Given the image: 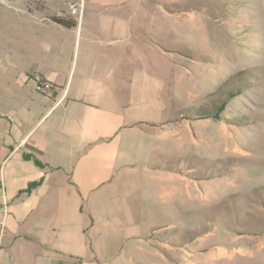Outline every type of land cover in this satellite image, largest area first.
Wrapping results in <instances>:
<instances>
[{
  "label": "crops",
  "instance_id": "crops-1",
  "mask_svg": "<svg viewBox=\"0 0 264 264\" xmlns=\"http://www.w3.org/2000/svg\"><path fill=\"white\" fill-rule=\"evenodd\" d=\"M69 1L0 0V264L166 260L143 228L155 194L182 199V162L161 156L182 141V11L164 6L182 0Z\"/></svg>",
  "mask_w": 264,
  "mask_h": 264
},
{
  "label": "rangeland",
  "instance_id": "rangeland-1",
  "mask_svg": "<svg viewBox=\"0 0 264 264\" xmlns=\"http://www.w3.org/2000/svg\"><path fill=\"white\" fill-rule=\"evenodd\" d=\"M164 6L182 11V64L171 67L182 75V141L171 137L161 155L182 162V181L169 183L182 199L155 194L147 205L143 229L166 260L139 263L264 264V0Z\"/></svg>",
  "mask_w": 264,
  "mask_h": 264
},
{
  "label": "built area",
  "instance_id": "built-area-1",
  "mask_svg": "<svg viewBox=\"0 0 264 264\" xmlns=\"http://www.w3.org/2000/svg\"><path fill=\"white\" fill-rule=\"evenodd\" d=\"M81 5H82V0L68 2V8L72 13H76ZM33 81H34V87L37 91H44L50 88L49 82L41 75H35L33 77ZM7 214H8V201L6 198L4 187L0 182V236L3 234L6 227Z\"/></svg>",
  "mask_w": 264,
  "mask_h": 264
},
{
  "label": "trees",
  "instance_id": "trees-1",
  "mask_svg": "<svg viewBox=\"0 0 264 264\" xmlns=\"http://www.w3.org/2000/svg\"><path fill=\"white\" fill-rule=\"evenodd\" d=\"M53 20L56 21V22H58V23L61 24V25H64V26H71V25L74 24L73 21L65 20V19H61V18H55V17H54ZM26 156H27V157H32V158L34 159V161H35L38 165H40V162H39L35 157H33V156H31V155H26Z\"/></svg>",
  "mask_w": 264,
  "mask_h": 264
},
{
  "label": "bare ground",
  "instance_id": "bare-ground-1",
  "mask_svg": "<svg viewBox=\"0 0 264 264\" xmlns=\"http://www.w3.org/2000/svg\"><path fill=\"white\" fill-rule=\"evenodd\" d=\"M220 254L222 255V254H225L224 252H220Z\"/></svg>",
  "mask_w": 264,
  "mask_h": 264
}]
</instances>
